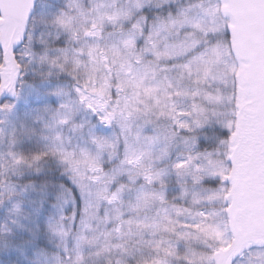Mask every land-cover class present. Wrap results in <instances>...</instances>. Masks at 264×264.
<instances>
[{
  "label": "clouds",
  "instance_id": "9594fccd",
  "mask_svg": "<svg viewBox=\"0 0 264 264\" xmlns=\"http://www.w3.org/2000/svg\"><path fill=\"white\" fill-rule=\"evenodd\" d=\"M26 3L28 14L0 36V99L9 96L0 104V264H151L161 240L177 252L170 264H186V245L198 249L202 239L141 222L162 208L223 212V201L182 198L171 169L191 153L196 189L224 187L235 76L222 0ZM182 13L204 26L161 27ZM68 99L72 123L47 127ZM90 132L107 141L102 153ZM133 156L168 169L164 183L148 184L128 164ZM142 190L163 202L138 203ZM253 247L262 248L243 249L235 264H264Z\"/></svg>",
  "mask_w": 264,
  "mask_h": 264
},
{
  "label": "snow or ice",
  "instance_id": "6c2138e0",
  "mask_svg": "<svg viewBox=\"0 0 264 264\" xmlns=\"http://www.w3.org/2000/svg\"><path fill=\"white\" fill-rule=\"evenodd\" d=\"M220 10L227 21L235 76V111L229 125V165L227 170H220L224 187L213 192L196 189V185L201 183L198 175L200 166L191 153L178 157L171 163V169L181 182L182 198L190 197L192 205H198L202 198L223 201V212L205 213L193 207L174 210L162 208L157 217H145L141 222L143 227L153 232H170L185 241L202 239L204 243L198 249L186 245V264H235L237 255L243 249L257 244L262 248L256 250L253 247V255L264 257V0H222ZM27 14L26 0H0V36L10 33ZM177 25L204 26L202 21L182 13L179 18L169 19L161 27ZM125 43H131V38ZM3 91L4 85L0 84V93ZM7 91L15 95L10 83ZM57 95L64 94L57 92ZM8 99L9 96L5 95L0 99V104ZM83 100L81 96V102ZM58 107L60 111L54 113L47 127L72 123L76 110L74 102L62 100ZM88 107L95 111L91 105ZM110 119L111 114L100 116L102 122ZM2 132L3 129H0ZM89 134L96 143L98 153H102L107 141L93 132ZM166 158L167 150L163 149L160 159ZM128 164H136L148 184L154 181L163 184L168 175V169L144 165L140 156H133ZM189 179L192 188L188 187ZM118 198L115 192L110 196L111 200ZM155 199L163 202V194L142 190L138 203L147 206ZM160 244L162 247L157 249L151 264H170L169 258L177 252L170 243L165 245L161 240Z\"/></svg>",
  "mask_w": 264,
  "mask_h": 264
}]
</instances>
